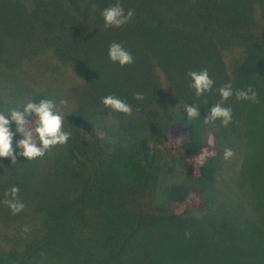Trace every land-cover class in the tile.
<instances>
[{"label":"trees","instance_id":"16d2710c","mask_svg":"<svg viewBox=\"0 0 264 264\" xmlns=\"http://www.w3.org/2000/svg\"><path fill=\"white\" fill-rule=\"evenodd\" d=\"M116 3L134 15L105 28L101 12ZM113 42L132 64L109 60ZM221 50L235 52L234 79L262 86L264 0H0V113L51 101L71 133L43 157L0 159V264H264V209L244 215L216 189L228 137L204 118L228 83ZM71 63L88 80L63 92L53 81ZM203 69L214 84L197 97L187 74ZM108 95L132 114L104 108ZM13 186L15 215L3 203Z\"/></svg>","mask_w":264,"mask_h":264},{"label":"clouds","instance_id":"9594fccd","mask_svg":"<svg viewBox=\"0 0 264 264\" xmlns=\"http://www.w3.org/2000/svg\"><path fill=\"white\" fill-rule=\"evenodd\" d=\"M101 15L105 28H118L128 23L134 13L132 10L125 13L123 7L116 3L105 8ZM107 55L111 62L121 67L133 63L132 54L124 49L120 43L113 42L110 44ZM187 75L192 81L189 87L194 89L197 97L212 90L214 81L210 78L207 69L189 71ZM218 93L221 101L210 108L204 122L210 123L219 119L222 126L227 127L232 120V110L230 107H224L223 104L233 96L231 84H226L218 89ZM235 96L238 100H256V92L250 86L246 91L238 90ZM134 99L142 100L143 96L138 93L134 96ZM61 103H64V101H61ZM101 103L104 108L114 112L125 115L132 114V107L115 95L102 98ZM54 107L55 105L51 101L41 100L39 103L30 101L23 107V111L12 110L7 115L0 113V159L8 158L14 163L17 156H23L29 161L43 157L46 151L52 147L66 144L71 133L63 129L65 116L55 112ZM182 107L187 114V119L199 117V108L195 104L191 106L184 104ZM11 124L15 125L14 130L10 128ZM16 134L22 137L16 141L15 145L16 148L21 150L19 152H14L13 148V137ZM232 156V150L225 149L224 158L229 159ZM18 192L19 188L13 186L4 193L3 203L13 215L24 209V204L17 199ZM24 231H28V229L25 228Z\"/></svg>","mask_w":264,"mask_h":264},{"label":"rangeland","instance_id":"374dc122","mask_svg":"<svg viewBox=\"0 0 264 264\" xmlns=\"http://www.w3.org/2000/svg\"><path fill=\"white\" fill-rule=\"evenodd\" d=\"M219 57L222 75L218 80L219 82L228 81L224 85L226 83L231 84L233 91V96L227 100L229 104H232V120L227 127L223 126L228 137V149L232 150L233 156L225 159L216 183V189L226 204L240 209L244 215L257 216L264 209V136L262 138L260 136L261 132L264 134V75L260 76V81L263 82L262 86L254 90L256 100L246 103L247 106L251 107L250 117L255 115L258 118L259 114L261 115L263 123L260 126L257 121L249 120L246 106L242 109L240 107L242 101L235 96L239 90H236L238 85H242L241 88L252 86L249 80L242 83L234 79L235 52L221 50ZM151 61L149 68H151L152 73H161L165 65L164 59L152 58ZM60 72L58 79L54 80L53 84L60 86L59 90L63 92H68L73 84H85V81L88 80L86 73L77 64L61 65ZM97 76V81L98 79L100 82L105 81L104 78ZM103 77L106 76L103 75ZM164 88L172 95L175 94L165 81ZM214 94L220 97L219 93ZM216 96H213L212 99L217 103L219 99ZM216 121L221 124L219 119ZM185 204L174 205L173 211L177 214L181 213L186 207Z\"/></svg>","mask_w":264,"mask_h":264}]
</instances>
